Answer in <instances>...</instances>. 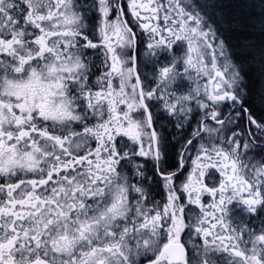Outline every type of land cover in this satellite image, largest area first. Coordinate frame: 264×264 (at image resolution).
<instances>
[{"label": "snow or ice", "instance_id": "1", "mask_svg": "<svg viewBox=\"0 0 264 264\" xmlns=\"http://www.w3.org/2000/svg\"><path fill=\"white\" fill-rule=\"evenodd\" d=\"M0 264H264V0H0Z\"/></svg>", "mask_w": 264, "mask_h": 264}]
</instances>
